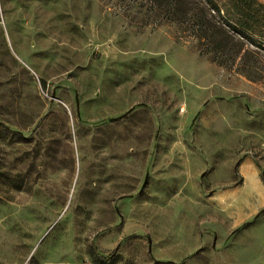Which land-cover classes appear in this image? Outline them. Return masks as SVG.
Listing matches in <instances>:
<instances>
[{
	"label": "rangeland",
	"instance_id": "1",
	"mask_svg": "<svg viewBox=\"0 0 264 264\" xmlns=\"http://www.w3.org/2000/svg\"><path fill=\"white\" fill-rule=\"evenodd\" d=\"M152 5L0 0V264H264V21L220 64Z\"/></svg>",
	"mask_w": 264,
	"mask_h": 264
},
{
	"label": "trees",
	"instance_id": "2",
	"mask_svg": "<svg viewBox=\"0 0 264 264\" xmlns=\"http://www.w3.org/2000/svg\"><path fill=\"white\" fill-rule=\"evenodd\" d=\"M155 21L176 25L182 38L197 42L201 56L227 64L252 41L264 21L257 0H151ZM178 39H181L178 38Z\"/></svg>",
	"mask_w": 264,
	"mask_h": 264
}]
</instances>
